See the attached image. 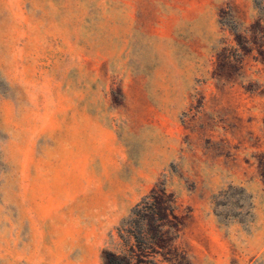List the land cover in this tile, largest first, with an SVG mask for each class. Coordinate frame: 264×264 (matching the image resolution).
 <instances>
[{"label": "rangeland", "instance_id": "374dc122", "mask_svg": "<svg viewBox=\"0 0 264 264\" xmlns=\"http://www.w3.org/2000/svg\"><path fill=\"white\" fill-rule=\"evenodd\" d=\"M0 264H264V0H0Z\"/></svg>", "mask_w": 264, "mask_h": 264}]
</instances>
